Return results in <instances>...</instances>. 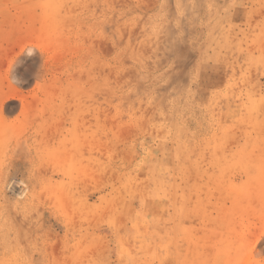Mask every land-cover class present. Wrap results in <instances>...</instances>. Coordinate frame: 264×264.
<instances>
[{"label": "rangeland", "instance_id": "1", "mask_svg": "<svg viewBox=\"0 0 264 264\" xmlns=\"http://www.w3.org/2000/svg\"><path fill=\"white\" fill-rule=\"evenodd\" d=\"M0 264H264V0H0Z\"/></svg>", "mask_w": 264, "mask_h": 264}]
</instances>
